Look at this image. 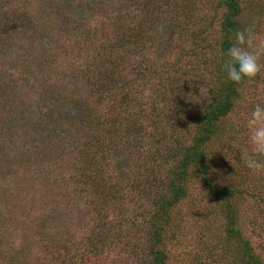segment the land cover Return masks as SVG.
Returning <instances> with one entry per match:
<instances>
[{"label": "rangeland", "instance_id": "374dc122", "mask_svg": "<svg viewBox=\"0 0 264 264\" xmlns=\"http://www.w3.org/2000/svg\"><path fill=\"white\" fill-rule=\"evenodd\" d=\"M214 4L202 1L197 24H189L188 34L172 32L169 25L143 51L129 45V51H122L109 37L123 32H118L113 20L116 12L127 10L134 20L140 14L160 28L167 25L160 23L167 3L0 0V264H148V227L143 221L151 208L149 190L134 178L150 176L147 182L160 184L169 146L182 136L180 119L166 102L162 87L179 82L178 101L185 107L189 100L195 106L207 98L212 69L206 60L218 53L225 11ZM55 6L58 12L53 14ZM242 7L244 30L255 34V43L264 41V0H242ZM17 13L23 15L19 21ZM117 51V62L126 71L112 67ZM136 61L146 68L145 73L135 71ZM260 62L264 64V56ZM189 68L193 71L188 72ZM108 69L118 97L133 85L145 94L141 106L163 95L147 116L149 134L133 142V153L127 143L116 145L114 137L110 139L111 166L99 182L97 172L90 178L80 177L77 165L88 135L82 126L106 118L113 110L96 83L101 80L96 74L105 75ZM189 83L195 86L187 87ZM63 96H69L72 108L77 106L87 117L70 120L68 114L53 111L61 104L57 97ZM48 98H55V106L37 115L40 120L41 113L46 114L41 124L56 134L57 150L28 146L26 139L24 122L32 108ZM258 103L264 105V68L244 83L240 99L222 124L221 136L210 143L209 150L216 183L238 191L234 199L238 226L264 264V170L253 172L243 162L245 152L251 154L246 121ZM128 134L131 138L134 132ZM148 153L144 166L154 168L140 169L141 154ZM104 182L116 184L118 192L110 197L99 195ZM154 190H150L152 196ZM189 191L177 207L174 239L165 247L168 264H238L233 248L219 241L226 226L222 203L197 180L189 184ZM121 227V239L111 237ZM86 247L87 254H83Z\"/></svg>", "mask_w": 264, "mask_h": 264}, {"label": "trees", "instance_id": "16d2710c", "mask_svg": "<svg viewBox=\"0 0 264 264\" xmlns=\"http://www.w3.org/2000/svg\"><path fill=\"white\" fill-rule=\"evenodd\" d=\"M157 1L161 4L167 3L164 12H162L164 15L160 21L161 24L166 23L167 25L158 28L156 22L150 20L148 17L140 18V14L135 15L136 20H134L133 16L127 13V10L121 12L119 9L113 20L115 21V25L119 27L118 32H123L122 34H111L109 36L110 39L115 41L113 44H116L122 51H129L127 45L137 51H143L142 48H144V45L154 38L158 34V31L162 32L169 25L172 26V32L188 34V31L191 30L189 24L191 23L194 26L197 24V19H195L198 13L197 7L204 0ZM213 1L215 2L214 6L216 9L223 8L225 11L222 14L220 22L222 35L218 41V53H213L214 55H210L206 60V63H211L210 69H212V77L207 83V98L201 104L195 106L193 104L191 106V100H189L190 102L188 101L185 104L186 108L182 102L180 103V100L178 101L180 91L178 88L179 82H168L162 87L166 94V102L170 104L171 109L174 107V112L180 119L179 127L182 136L177 143L171 141L172 143L167 151L169 153V160L162 167L160 184L158 182L154 184L152 181L147 182L150 176L145 178L144 176H139L138 179L134 178L136 183L145 184V190H149L147 200L150 201L149 205L151 208L150 212L144 216L145 220L143 221L145 223L144 225L148 227V264H168V254L165 251V247L169 240L174 239L175 234L172 228L176 227L174 220L176 214H178L177 207L189 196V184L193 180H197L207 186L209 193L222 203L226 226L224 227L225 236L223 239L220 238L219 241L227 243L225 245L227 248H233L237 263L263 264V260L259 255L254 253L250 241L245 238L242 230L238 226L239 219L234 200L238 191L228 185L216 183V178L213 177L212 155L209 150L210 143L221 136L222 124L236 106L241 96V89L248 80L244 78L240 83L227 81L222 71V65L227 60V56L224 53L227 48L235 43V32L237 30H244L241 22L243 12L242 0ZM53 3L55 4V2ZM56 5L62 4L57 3ZM57 9L58 7L55 6L53 14L58 12ZM65 13L68 12L65 10ZM18 14L16 15L17 21L23 18L22 13L20 15ZM119 55L120 52L117 51L115 54V63H112V67H115L117 70L120 69L121 72L126 71L121 66L120 61L117 62ZM133 66L137 67L135 71L138 74L145 73L146 71V68L138 61ZM110 71V69L107 72L104 71L105 75L98 72L96 75L101 80L96 83H98V89H101L102 97L104 99L108 98V102L111 103L113 110L106 114V118L102 117L93 122L90 120L87 123V127L85 125L82 126L85 128L84 131H87L85 135L87 133L88 135L85 139L82 157L78 162L80 165H77L80 170V177L90 178L93 177L94 172H97V180L101 177L99 182L104 181L105 172L107 170L109 171L111 166L109 153L112 150L110 141L113 142V140L110 139L114 137L116 145L127 143L130 145L129 149L131 153H133V142L149 134L147 128L151 125L147 116L154 110L158 98L163 95L160 94L157 97L150 98L148 106L146 104H142L141 106L139 101L141 99L144 100L145 94H142L143 90H140L139 86L133 85L132 90H125L118 97L112 85L115 82V78L110 74ZM187 71L191 72L193 70L189 68ZM194 86L195 83L187 84V87L190 88ZM45 101L39 107L34 106L30 111L28 120L24 122L27 127L26 139L30 140L28 141V146L31 145L34 148L38 147L40 149L49 147L57 150L60 143L56 142V139H58L56 134L53 131L47 132L41 124L46 114L41 113L40 120L37 115L40 110L43 111V109L55 106V98H48ZM57 101L61 104H57V107L55 106V110L53 111H57L60 114H68L70 120L82 119L88 115L82 116L84 112L78 109L77 106L72 108L74 103L69 96L57 97ZM181 101L183 100L181 99ZM151 109L153 110L151 111ZM22 125L23 122H21ZM30 127L32 128L30 129ZM107 128L109 129L107 130L108 132L106 131ZM102 129L103 133L101 132ZM123 129L126 132H121ZM128 132H134L131 138H129L130 135ZM148 155L149 153L141 154V157H144V161L140 169L144 168V170H148L152 169V167L154 168V166H146V164L144 166ZM138 157L140 158L139 155ZM93 169L96 171H93ZM151 189H155L154 196L150 192ZM114 191L118 192L116 184H113V182H104L99 185L97 193L104 197H110L115 195ZM121 230L122 227L119 229V232L113 233L111 237L121 239ZM99 241L102 242L101 239ZM93 242H91L92 246L96 247V242ZM87 249L86 247L83 254H87ZM232 256L234 257V253Z\"/></svg>", "mask_w": 264, "mask_h": 264}, {"label": "clouds", "instance_id": "9594fccd", "mask_svg": "<svg viewBox=\"0 0 264 264\" xmlns=\"http://www.w3.org/2000/svg\"><path fill=\"white\" fill-rule=\"evenodd\" d=\"M255 41L256 36L249 29L235 32V43L225 51L227 60L222 65L227 81L240 83L244 78L251 80L264 68L260 62L264 56V41ZM246 128L251 154L246 151L243 162L249 170L260 172L264 170V160L258 158L264 157V105L258 103L253 106Z\"/></svg>", "mask_w": 264, "mask_h": 264}]
</instances>
